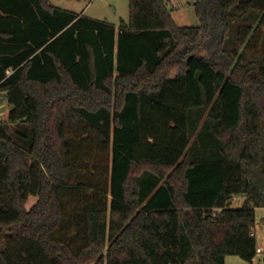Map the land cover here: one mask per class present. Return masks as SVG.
<instances>
[{"label":"trees","instance_id":"obj_1","mask_svg":"<svg viewBox=\"0 0 264 264\" xmlns=\"http://www.w3.org/2000/svg\"><path fill=\"white\" fill-rule=\"evenodd\" d=\"M193 5L130 0L117 28L0 0V264H253L264 0Z\"/></svg>","mask_w":264,"mask_h":264},{"label":"rangeland","instance_id":"obj_2","mask_svg":"<svg viewBox=\"0 0 264 264\" xmlns=\"http://www.w3.org/2000/svg\"><path fill=\"white\" fill-rule=\"evenodd\" d=\"M54 6L68 9L77 13H83L87 16L105 19L112 22L118 28L122 21L130 20V0H51ZM173 7V19L179 26H198L201 19L194 8V0H169ZM248 23H253L252 18ZM254 25V23H253ZM229 44L233 46L234 38ZM201 51V50H200ZM248 56L254 55V51L248 50ZM259 55V54H258ZM260 58L264 62V38L261 43ZM11 105L4 93H0V120L7 121ZM37 200V195H30L26 207L29 209ZM244 201V197L239 195L234 198L231 205L238 207ZM254 231L257 238V246L264 248V207L256 210V225ZM264 253H258L253 260V264H264ZM225 264H251L239 255H228Z\"/></svg>","mask_w":264,"mask_h":264},{"label":"built area","instance_id":"obj_3","mask_svg":"<svg viewBox=\"0 0 264 264\" xmlns=\"http://www.w3.org/2000/svg\"><path fill=\"white\" fill-rule=\"evenodd\" d=\"M253 234H255V231H253ZM255 235H256V234H255ZM256 252H257V254H258V253H264V248L258 246V247L256 248Z\"/></svg>","mask_w":264,"mask_h":264},{"label":"crops","instance_id":"obj_4","mask_svg":"<svg viewBox=\"0 0 264 264\" xmlns=\"http://www.w3.org/2000/svg\"><path fill=\"white\" fill-rule=\"evenodd\" d=\"M241 205H242V204H240L239 206H241ZM239 206H238V207H239ZM257 209H258V208H256V210H257Z\"/></svg>","mask_w":264,"mask_h":264}]
</instances>
